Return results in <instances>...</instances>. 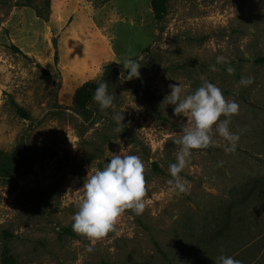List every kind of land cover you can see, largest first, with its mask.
Wrapping results in <instances>:
<instances>
[{
	"label": "rangeland",
	"instance_id": "rangeland-1",
	"mask_svg": "<svg viewBox=\"0 0 264 264\" xmlns=\"http://www.w3.org/2000/svg\"><path fill=\"white\" fill-rule=\"evenodd\" d=\"M166 7L157 21L149 0H0V264H218L222 255L264 264V63H255L264 0ZM220 55L227 64H216ZM126 59L140 62L139 78L127 79ZM242 77L253 83L239 85ZM205 80L238 103L230 129L239 141L226 153L213 131L216 146L192 150L179 174L190 189L178 193L168 168L189 121L174 113L168 86L188 95ZM85 81H106L114 106L92 98L77 108ZM120 152L144 162L146 208L126 210L92 244L72 217L88 174Z\"/></svg>",
	"mask_w": 264,
	"mask_h": 264
},
{
	"label": "clouds",
	"instance_id": "clouds-1",
	"mask_svg": "<svg viewBox=\"0 0 264 264\" xmlns=\"http://www.w3.org/2000/svg\"><path fill=\"white\" fill-rule=\"evenodd\" d=\"M227 57H216V64H227ZM127 79L140 77V62L136 59H126L123 64ZM211 71H218L215 65H210ZM234 69L227 72L234 74ZM253 83L251 77H242L239 85L249 86ZM170 94L166 96L168 103L175 105L173 111L189 121L182 129L175 143L179 145L175 162L169 164V174L173 178L168 183L173 191L187 193L190 182L179 174L190 163L192 150L216 146L213 131L226 142L224 151L232 153L236 150L239 136L231 131L230 117L237 114L239 105L234 100H227L222 90L215 84L204 81L202 86L193 93L185 95L180 83L169 84ZM101 110L114 106V96L108 92V83L102 81L93 95ZM226 119L221 120V116ZM121 124L123 116L115 117ZM215 126V127H213ZM119 131V128H117ZM145 165L138 155L113 154L102 169L86 177L83 184V198L78 204V210L72 217V230L78 235L87 237L92 244L116 231V224L126 210H132L141 215L146 208ZM118 234V233H117ZM92 252L90 246L86 249ZM218 264H241L232 256H220Z\"/></svg>",
	"mask_w": 264,
	"mask_h": 264
},
{
	"label": "trees",
	"instance_id": "trees-1",
	"mask_svg": "<svg viewBox=\"0 0 264 264\" xmlns=\"http://www.w3.org/2000/svg\"><path fill=\"white\" fill-rule=\"evenodd\" d=\"M100 1H108V0H100ZM166 1L167 0H149V5H150V8H151V11L153 13V17L155 20L160 21L165 17L166 12H167ZM37 16H39V15H37ZM255 63L263 64L264 63V56L257 57L255 59ZM110 66H111V64L106 63V64H103L101 66V69L104 70L105 68H108ZM114 71L116 74L119 73L117 68H115ZM97 86H98V82H96V81H85V82H83L73 93V100H74L75 106L77 108H81V109L86 108L87 105L92 100ZM24 155H25V153L22 152L20 147H17L13 151V156L17 157L18 159L23 158ZM221 233H222V230L218 229V231H215L214 237L210 241L211 242L216 241L217 238L220 237ZM155 246H156L158 253L162 257H165V254L160 249L159 245L157 243H155ZM2 263L3 264H12L13 259L9 256L8 257L4 256L2 258Z\"/></svg>",
	"mask_w": 264,
	"mask_h": 264
},
{
	"label": "crops",
	"instance_id": "crops-1",
	"mask_svg": "<svg viewBox=\"0 0 264 264\" xmlns=\"http://www.w3.org/2000/svg\"><path fill=\"white\" fill-rule=\"evenodd\" d=\"M98 33H99V29H98ZM103 35V34H102ZM103 38L105 39L104 35H103ZM106 40V39H105Z\"/></svg>",
	"mask_w": 264,
	"mask_h": 264
}]
</instances>
